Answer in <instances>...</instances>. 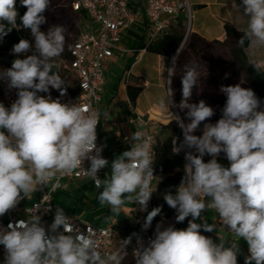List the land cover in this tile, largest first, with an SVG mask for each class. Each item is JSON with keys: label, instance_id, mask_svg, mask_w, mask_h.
Returning <instances> with one entry per match:
<instances>
[{"label": "clouds", "instance_id": "1", "mask_svg": "<svg viewBox=\"0 0 264 264\" xmlns=\"http://www.w3.org/2000/svg\"><path fill=\"white\" fill-rule=\"evenodd\" d=\"M49 2L20 0L26 12L18 24L16 0H0V41L20 28L30 29L34 38V44L27 39L14 44L11 53L17 58L10 68L0 69V80L9 90L15 89L17 96L9 107L0 102V217L22 200H31L38 189L50 186L55 190L65 176L83 173L102 189L97 199L111 214L119 215L126 204L146 212L141 230L147 231L162 211V206L148 211L155 177L150 138L140 130L131 133L125 137L130 149L109 161L102 155L105 145H97L99 110L52 97L50 89L57 90L60 97L67 95L66 81L53 70L56 65L52 62L65 51L66 29L57 25L41 31ZM234 6L247 20L236 44L245 53L248 66L264 75V0H241ZM22 54L24 58H19ZM177 59L178 55L173 56L168 68L167 100L161 97L158 105L181 129L183 139L174 138L172 151L184 153L185 174L175 194L166 192L163 199L175 210L176 223L188 220L187 228L160 222L147 242L133 232L103 254L93 230L82 231L62 207L55 208L53 220L47 224L41 207L35 205L27 219L0 224L3 264H123L133 238L135 264H238L240 239L248 251L244 264H264V100L240 83L221 85L219 91L226 99L220 118L208 122L215 109L203 99L190 102L193 89L200 88L201 74L194 61L183 66L181 100L176 103L173 99L171 83ZM221 154L229 166L218 162ZM205 156L210 157L207 162ZM109 166L110 175L101 179L98 173ZM207 210L215 211L231 239L219 238L215 243L201 234V229L218 231L215 221L208 223L203 218ZM51 211L50 205L44 208V214ZM113 215L104 217L105 221H111Z\"/></svg>", "mask_w": 264, "mask_h": 264}, {"label": "crops", "instance_id": "2", "mask_svg": "<svg viewBox=\"0 0 264 264\" xmlns=\"http://www.w3.org/2000/svg\"><path fill=\"white\" fill-rule=\"evenodd\" d=\"M129 1L130 7L137 12V20L122 33L119 50L104 63L105 83L97 107L101 117L98 139L101 145H105L103 155L109 161L130 149L131 145L125 142V137L137 130L145 134L150 130L151 127H144L137 122L138 117H143L151 122V125L158 127L166 126L172 120L168 111L159 107L158 100L161 97L167 100L168 68L171 66L173 56L164 58L139 49L148 35V23L143 14L146 0ZM187 2L190 5L191 33L207 42L224 41L225 24L241 33L246 27V17L234 6L239 5L241 0H187ZM129 62L131 65L127 70ZM141 63H144L143 68L136 69ZM137 84L143 87V91L135 104L131 105L127 85ZM130 119L133 123L128 122ZM106 175H110V166L99 172L101 179ZM100 191L102 189L94 187L90 178L64 180L53 202L56 207H62L65 213L97 228L114 227L124 219L133 224L132 204H126L119 215H113L107 205H100L97 199ZM38 198L39 193L36 191L31 200H23L22 206L28 207ZM108 215H113V219L106 222L104 217ZM205 215L202 214L203 218ZM216 223L220 226L218 221ZM180 229H183V225Z\"/></svg>", "mask_w": 264, "mask_h": 264}, {"label": "built area", "instance_id": "3", "mask_svg": "<svg viewBox=\"0 0 264 264\" xmlns=\"http://www.w3.org/2000/svg\"><path fill=\"white\" fill-rule=\"evenodd\" d=\"M65 3L75 12L81 14V28L78 37L72 44L69 51V59L56 60L53 63L56 65V69L59 74L65 79L67 87V95L60 97V94L55 89H50L51 95L54 99L60 98L63 103H78L83 107H90L93 110H98V103L101 99V91L105 83V75L103 66L106 61L111 59L114 53L119 50V44L121 41L122 33L133 26L137 20V12L130 7L129 0H64ZM143 14L148 23V35L144 41L146 45L157 39L158 37L166 34L172 22L182 17L186 19L185 36L184 41L191 33V26L189 23L190 17V5L187 0H146L143 8ZM15 31H19L15 29ZM145 51V48L141 49ZM29 54V53H28ZM17 57H14L16 59ZM19 58H24L22 54ZM12 61L4 66L0 64V69L10 68ZM47 95V94H41ZM17 98L16 90H9L7 84L0 80V102L6 107H9L12 102ZM264 100V95L260 98ZM172 112H176L174 108H170ZM129 123H133V120H128ZM137 122L144 127H151L146 133V137L150 138V143L155 155L156 139L160 132V127L151 125V122L138 117ZM101 125V117L97 126V145H101L98 139V132ZM153 126V127H152ZM179 137L183 139L181 129L177 126V133L174 138ZM173 138V140H174ZM172 140V142H173ZM179 143V140L177 141ZM173 148V143H172ZM184 156V153L181 152ZM103 155V152H102ZM104 156V155H103ZM218 162L224 166H229V162L223 154L219 157ZM85 168L88 167V162L84 163ZM79 171V170H77ZM99 175V173H98ZM154 179L152 181L153 194L148 204V211H151L155 206L154 192L157 183L159 182V176L154 173ZM90 178L83 173L76 175L65 176L61 179V186L52 190L51 187L38 189L39 198L28 207H23V200L18 206L7 213L5 216L0 217V224L6 226L10 221L15 222L20 219H27L28 216L34 211V206L39 205L41 207L40 213L42 214V220L51 224L55 212V204L53 202L54 196L61 190L64 180H78ZM91 179V178H90ZM92 180V179H91ZM94 185V181L92 180ZM51 206L52 211L44 214V208ZM68 216H71L65 213ZM146 212H141L138 205L132 204V221L133 226L147 242L148 238L153 236L155 226L157 223L163 222L164 226L169 224L174 225L175 228L180 229L181 225L187 224L186 219L182 223H176L175 210L171 209L167 204L162 207L161 213L154 218L152 226L147 231L141 230V225L146 217ZM74 218V222L82 231L92 229L96 235V238L100 244V251L103 254H107L113 251L119 244L121 239H124L117 235L114 227L108 226L105 228H97L90 224L82 222L79 218ZM188 219H191L189 217ZM219 225L225 231L227 239H231V234L224 228L217 218ZM244 242L240 239L239 243ZM135 247V238L132 245L129 246V255L123 264H135V261L131 255L132 248ZM2 248V260L4 261V249Z\"/></svg>", "mask_w": 264, "mask_h": 264}, {"label": "trees", "instance_id": "4", "mask_svg": "<svg viewBox=\"0 0 264 264\" xmlns=\"http://www.w3.org/2000/svg\"><path fill=\"white\" fill-rule=\"evenodd\" d=\"M63 2H65L63 0ZM56 6H59L58 2H55ZM62 5V4H61ZM65 5V6H64ZM16 7L18 11L17 23L20 24L19 17L26 12V8L20 6V0H16ZM62 7L69 11L68 17H73L77 21L76 29H69L65 31L67 37L72 36L71 39H66L65 44V51L62 53L61 56L55 58L56 60H67L69 59V45L72 46L76 38L78 37L80 28H81V14L73 11L66 3L62 5ZM46 17V26L51 27L54 26L53 21H49V14L47 11L43 13ZM185 20L182 17L176 18L172 24L170 25L168 32L163 34L162 36L158 37L148 45L142 42L139 46V49L145 48V51L152 53L154 55H158L164 58H170L178 53V59L176 62V68L181 64V59L187 56V60H190V54L194 55L195 57L202 56V53L211 51V48H218V49H229V57L232 63L244 74L247 82L248 88H251L255 94L261 98L264 95V75L257 74L252 67L248 66L247 58L245 53L241 48H239L236 44L238 39L242 36L241 32L236 31L232 26L229 24L224 25L225 30V39L222 42L219 41H212L207 42L206 40L200 38L199 36L190 33L187 37V43L185 50H179L184 36H185ZM31 32L30 29H23L20 28L19 31H13L9 33L3 41H0V64L1 65H8L10 62L4 61L3 50L7 47H13L14 44L18 43L20 39H26L30 36ZM131 62L127 64V70L129 69ZM175 80V79H174ZM224 82L221 80L212 81V85L210 86L211 89L215 92H220L219 88ZM206 90V88H205ZM143 87L140 84L137 85H127V94L128 99L131 105H134L138 96L142 93ZM182 116L184 113L182 112ZM160 132L164 133L166 138L165 140H160L159 137L156 139V146H155V159L153 163L154 173H156L160 180L156 185L155 192H154V202L155 206H165L166 202L163 199V195L166 192H172L175 194L176 188L179 186L182 177L184 176V165L185 160L182 154H174L172 151V140L177 133V127L172 126L169 123L166 126L160 127ZM207 211L205 212V214ZM204 214V213H203ZM200 223V221H196ZM187 224H183V229L187 228ZM114 229L118 236L122 238L128 237L131 233L137 232L136 228L133 224L124 219L120 221ZM201 234L211 237L215 243H219L220 239L217 238L212 232H204L201 229ZM134 239V238H133ZM240 253L238 254L237 261L238 264H244V257L248 255L247 245L245 242L240 243ZM2 248L0 246V264L2 260Z\"/></svg>", "mask_w": 264, "mask_h": 264}, {"label": "rangeland", "instance_id": "5", "mask_svg": "<svg viewBox=\"0 0 264 264\" xmlns=\"http://www.w3.org/2000/svg\"><path fill=\"white\" fill-rule=\"evenodd\" d=\"M55 2L59 3V6L55 5ZM65 4L63 0H50L49 6L46 9V11L49 14V21H53L54 26H63L66 31L69 29H76L77 27V21L75 18L68 17L69 11H66L62 5ZM65 6V5H64ZM185 25L187 23L186 19ZM47 23V22H46ZM46 23L41 25V31L47 32V30L50 27L46 26ZM189 23L191 26V18H189ZM65 38L67 40L71 39L72 36L67 37L65 34ZM29 40L30 43L34 44V38L31 36L26 38ZM187 39L182 42V45L180 47V51L182 53L183 50L186 48ZM12 47H7L3 50V56L4 61L11 62L14 57H16L14 54L11 53ZM31 54V53H29ZM178 53H176L174 56H176ZM190 60H187V56L183 57L181 60V64L175 68V74L172 76V83L171 88L173 89V99L176 103H179L181 100V76L183 74L182 69L183 66L186 63H189L190 61H194L196 64L199 65L198 71L201 74L200 77V88L193 89V96L191 98L190 102L196 103L199 100L203 99L205 102L212 106L215 109V115L210 119L211 123H215L220 118V108L223 107L226 97L221 92H215L211 89L212 81L221 80L224 82L223 84L225 86L227 85H235L237 83H240L242 87L248 88L246 78L244 74L232 63L229 57V49H218V48H211V51L205 53H202V56L195 57L194 55L189 53ZM56 61V59L54 60ZM53 62V61H52ZM144 63L138 64L136 69L143 68ZM227 74V77H226ZM175 79V80H174ZM206 88V90H205ZM168 95V93H167ZM176 112H178V109H175ZM181 117L182 112H180ZM172 124V126L177 127V124L175 121L169 122ZM203 125H201L202 127ZM197 135H200V132L195 133ZM160 140H165L166 136L164 133L159 132L158 135ZM205 161L207 162L210 157L205 156ZM208 223H212L213 221H217V215L214 210H208V212L205 215V218ZM218 231L212 232L217 238L221 239H227L225 231L218 226Z\"/></svg>", "mask_w": 264, "mask_h": 264}]
</instances>
